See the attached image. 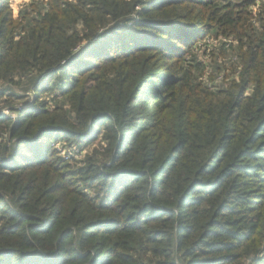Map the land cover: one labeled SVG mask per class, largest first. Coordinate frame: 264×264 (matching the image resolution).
<instances>
[{
  "label": "trees",
  "instance_id": "obj_1",
  "mask_svg": "<svg viewBox=\"0 0 264 264\" xmlns=\"http://www.w3.org/2000/svg\"><path fill=\"white\" fill-rule=\"evenodd\" d=\"M0 264H264V0H0Z\"/></svg>",
  "mask_w": 264,
  "mask_h": 264
},
{
  "label": "rangeland",
  "instance_id": "obj_2",
  "mask_svg": "<svg viewBox=\"0 0 264 264\" xmlns=\"http://www.w3.org/2000/svg\"><path fill=\"white\" fill-rule=\"evenodd\" d=\"M20 7H24L25 5L29 4L32 0H17ZM34 1V0H33ZM25 4V5H24ZM201 47L198 50L200 59H204L207 62H209V54H211L212 51H214L215 55H218L219 53V46H220V42L218 40H215L214 38H205L204 40H202L201 42ZM224 59L226 61H228V57H224ZM24 82H26V80H24ZM28 96H24V99H18L17 103L18 105L21 104H25L29 98H27ZM5 113H8V109L4 110ZM61 151L64 153L63 148H61ZM66 157L67 155L64 154Z\"/></svg>",
  "mask_w": 264,
  "mask_h": 264
}]
</instances>
